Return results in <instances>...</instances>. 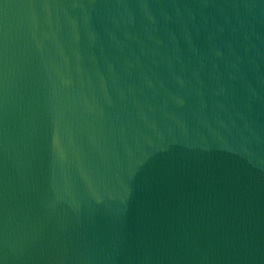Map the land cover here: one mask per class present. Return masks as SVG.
<instances>
[{
  "label": "water",
  "instance_id": "water-1",
  "mask_svg": "<svg viewBox=\"0 0 264 264\" xmlns=\"http://www.w3.org/2000/svg\"><path fill=\"white\" fill-rule=\"evenodd\" d=\"M0 264H264V0H0Z\"/></svg>",
  "mask_w": 264,
  "mask_h": 264
}]
</instances>
